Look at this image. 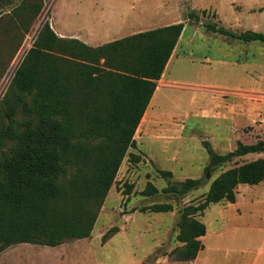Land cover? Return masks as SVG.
<instances>
[{
	"label": "trees",
	"instance_id": "obj_1",
	"mask_svg": "<svg viewBox=\"0 0 264 264\" xmlns=\"http://www.w3.org/2000/svg\"><path fill=\"white\" fill-rule=\"evenodd\" d=\"M45 0H0L11 6L4 33L18 50L43 8ZM6 2V3H5ZM198 21L197 17L191 15ZM206 30L244 43H264V33H233L214 24ZM174 24L139 32L98 47L59 37L48 21L39 28L11 76L0 115L8 126L0 131V253L19 244L56 247L66 240L90 237L98 212L129 148L158 81L183 31ZM21 111L24 120L15 116ZM7 140L9 146L5 145ZM211 173L234 158L264 154V141L236 143L218 154L202 141ZM139 163L141 155L130 153ZM166 180L162 190L174 199L203 185L202 179L172 181L170 171L158 170ZM264 181V155L222 172L209 186L204 200L186 205L177 221L181 247L170 254L175 262L196 259L203 249L205 225L196 219L210 204L236 201L240 184ZM130 186L128 189L130 190ZM158 193L147 183L143 194ZM173 211L170 203H155L141 212ZM113 227L102 241L116 232Z\"/></svg>",
	"mask_w": 264,
	"mask_h": 264
},
{
	"label": "rangeland",
	"instance_id": "obj_2",
	"mask_svg": "<svg viewBox=\"0 0 264 264\" xmlns=\"http://www.w3.org/2000/svg\"><path fill=\"white\" fill-rule=\"evenodd\" d=\"M17 1L14 0V4ZM10 12L11 6H0V107L14 69L46 21L54 32H80L82 35L99 27L102 19L104 25L105 19L115 23L119 18L120 21H132L130 18L134 17L132 24L140 32L183 23L184 27L187 25L185 37L189 35L192 39L191 44L183 42V52L199 59L193 66L188 64L189 58L174 61L171 65L168 75L171 84L159 88L156 111L172 113L176 117L172 125L166 126L164 122L167 120L162 115V122L156 121L159 125L154 124L149 132L152 117L147 116L142 127L136 130V149L127 150L90 237L66 240L53 248L36 244L14 245L0 253V264H197L194 261L175 262L170 254L173 249L182 246L176 238L180 210L186 205L201 203L212 181L225 170L264 155L237 157L211 173L205 171L208 157L202 141H208L218 154L233 151L237 142L254 144L264 141V110L255 112L251 119L238 122V127L230 123V118L218 122L214 115L207 113L201 116L196 110L197 107L210 106L212 101V94L193 87L201 81L209 87L231 89L249 85L253 94L264 95V43H244L219 36L208 32L205 25L214 24L236 34L248 31L264 33V0H45L41 12L14 54V44L8 43L3 31ZM128 27H125V32ZM115 35L118 36L117 32ZM218 59L219 62L216 61ZM15 119L22 121L25 118L18 111ZM7 126L8 120L0 115V131ZM4 143L9 146L7 140ZM0 150H4V146ZM130 153L141 155L142 160L131 162ZM158 170L170 171L172 181L202 179L203 185L182 198L174 199L162 192L167 182ZM147 183L153 184L158 193L144 195ZM255 187L241 184L237 190V193L246 195L240 197L237 204V208L244 212L240 217L231 216L234 209L227 202L210 204L201 215L196 216L206 227L202 244L208 248L209 254L218 256L215 263L210 261L206 264H218L219 261H224L223 264H244L242 249H246L252 257L261 258V253L264 254V203L253 207L247 199V194H254ZM155 203H170L173 211L159 214L141 212L142 208ZM223 209L227 216H220ZM113 227L117 231L110 232L109 237L102 241V236ZM246 227L249 230L244 229ZM215 232L216 236L213 235ZM214 247L227 248L225 253L228 254L224 258L220 255L224 250L214 252ZM203 257L201 255L198 264H205L202 263ZM263 261L261 259L258 264Z\"/></svg>",
	"mask_w": 264,
	"mask_h": 264
},
{
	"label": "crops",
	"instance_id": "obj_3",
	"mask_svg": "<svg viewBox=\"0 0 264 264\" xmlns=\"http://www.w3.org/2000/svg\"><path fill=\"white\" fill-rule=\"evenodd\" d=\"M132 21H130L129 19H124L123 21H120L121 19L119 18L117 20V22H113V23H109L108 19H105V24L103 25V21L104 19H102V22L99 24V27H97L96 29H93L91 31H88V33L86 35H82L80 32L77 33H71L70 32H63L61 30H56V34L59 37L62 38H74L77 39L79 41H81L82 43L86 44L87 46L90 47H98L101 46L103 44L115 41V40H119L128 36H131L133 34L139 33L140 30L136 29L135 25H133V21L135 20L134 17L130 18ZM109 25H112L111 27H108ZM105 26V27H104ZM129 26V27H128ZM125 27H128V31L125 32ZM186 28L187 25L184 27V30L182 31L181 36L179 37L174 50L166 64V67L164 69V72L161 76V78L156 81V89L150 99V102L144 112V115L140 121V124L137 128V130H139L142 127L143 122L145 121V118L147 116L152 117V121L149 123L148 126V130L149 132L151 131V128L154 124H158L160 122H162L161 120V116L164 115L165 117V121L164 124L166 123V126H170L172 125L173 121H174V116L172 113L171 114H161L159 112H157V108H158V102L159 100L157 99V92L159 91V88H166L168 87L171 83V79L168 77L169 75V69L171 67V65L173 64L174 61H182L185 60L186 58H189V65L193 66L195 65L194 62L199 59V58H194V57H190L187 56V54H185L183 52V42H187L189 44L192 43V39L189 35H187L185 37V33H186ZM154 28H149L146 30H152ZM156 29V27H155ZM144 30V31H146ZM193 30V29H191ZM115 32H117L118 36L115 35ZM194 32V31H193ZM120 34H122L121 36H119ZM215 34V33H213ZM194 35V33H193ZM219 35V34H216ZM222 36V35H219ZM225 37V36H223ZM227 45V44H226ZM185 58V59H184ZM206 59V58H204ZM216 61H220V59L216 60ZM196 63V62H195ZM183 64H186L183 62ZM230 64V63H229ZM182 65V64H180ZM173 83V82H172ZM201 84H197L196 87L197 89H201V90H206L207 93L212 94L211 98V102H210V106L209 104L207 106H203V107H197L196 110L200 111V115H206L207 113H209L210 115H214L213 118H215L218 122L219 121H223L221 119L223 118H230V123L233 124L234 126H237L238 122L242 121V120H247L248 118H253L254 113L257 111H263L264 110V95L263 94H253L252 91H250L249 85H244V87H242V85L240 87L237 88H221V87H209L206 84H202L203 81L200 82ZM184 86V85H182ZM248 89H247V88ZM195 97H192V99ZM157 99V100H156ZM203 99H205V96L203 97ZM205 109V110H204ZM207 109V110H206ZM166 116H168L169 118H167ZM156 121H158L159 123H157ZM233 127V126H232ZM238 127V126H237ZM152 138V137H151ZM154 140H163L157 137L152 138ZM257 186L255 187L256 190L253 191L254 194H247V199L250 201V204L254 207L262 204L261 202L264 203V181H262L260 184L258 185H254ZM263 189H262V187ZM239 188H241V184L237 186L236 188V201L233 204H229L231 207H233L234 209V213L231 216H234L233 218H237L241 216L242 213H244L243 211H241L240 208H237L239 205V199L240 197H245L246 195L239 194L237 193V190H239ZM252 193V192H251ZM245 199V200H247ZM262 199V200H260ZM247 200V201H248ZM229 208V206H228ZM225 209L220 211V216H227V213H225ZM244 215V214H243ZM246 230H249L248 227L244 228ZM262 231L264 232V228H262ZM216 232L213 233V235L216 236ZM206 235V234H205ZM203 238V237H202ZM200 238V241L201 239ZM205 238V236H204ZM202 243V242H201ZM203 245V244H202ZM215 249V250H214ZM218 249V250H217ZM224 250L222 251L223 257L225 258V254H228L227 252L225 253V251H227V248L224 249V247H214L213 250L214 252H220V250ZM201 255H203V261L202 263H209L210 261H212L213 263H215L217 261V257L218 256H214L208 253V248L205 246V244L203 245V249L198 253L196 259H194L193 261L196 262L197 264L200 261V257ZM244 255V264H258V262L261 259H264V254L261 253L262 257H252L251 254L246 250V249H242L241 251V256ZM245 255L247 257H245ZM224 261H219L218 264H223ZM228 264V263H227ZM264 264V261L263 263Z\"/></svg>",
	"mask_w": 264,
	"mask_h": 264
},
{
	"label": "water",
	"instance_id": "obj_4",
	"mask_svg": "<svg viewBox=\"0 0 264 264\" xmlns=\"http://www.w3.org/2000/svg\"><path fill=\"white\" fill-rule=\"evenodd\" d=\"M207 178H208V174H207V176H206Z\"/></svg>",
	"mask_w": 264,
	"mask_h": 264
}]
</instances>
